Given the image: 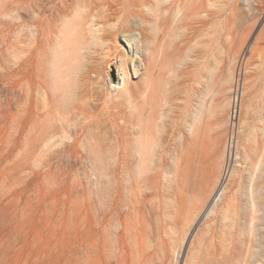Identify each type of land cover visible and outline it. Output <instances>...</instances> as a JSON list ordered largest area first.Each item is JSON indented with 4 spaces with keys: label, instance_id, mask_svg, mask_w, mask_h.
<instances>
[{
    "label": "rangeland",
    "instance_id": "1",
    "mask_svg": "<svg viewBox=\"0 0 264 264\" xmlns=\"http://www.w3.org/2000/svg\"><path fill=\"white\" fill-rule=\"evenodd\" d=\"M85 1L0 0V264H264V229L257 230L264 228V165L253 181L260 193L254 233L244 166L264 157V0H196L192 79L176 87V111L182 118L191 93L192 116L205 111L183 176L192 180L198 162L223 154L232 135L244 163L213 209L197 195L183 197L170 158L181 149L177 138L140 177L137 162L127 161L129 143L121 168L111 161L120 146L110 121L92 131L97 141L62 126L74 128L76 114L53 39L72 29ZM64 46H72L69 38ZM112 68L117 81L118 65ZM248 105V128L238 132ZM50 130L58 142L46 148ZM92 228L98 249L83 250L82 233Z\"/></svg>",
    "mask_w": 264,
    "mask_h": 264
},
{
    "label": "bare ground",
    "instance_id": "2",
    "mask_svg": "<svg viewBox=\"0 0 264 264\" xmlns=\"http://www.w3.org/2000/svg\"><path fill=\"white\" fill-rule=\"evenodd\" d=\"M197 4L196 0H88L72 29L57 32L53 44L65 59L62 72L67 79L63 83L68 88L67 102L74 105L76 114L74 128L62 122L66 131L82 135L91 132L90 138L97 141L92 131L99 129L102 122L110 121L115 131L114 143L120 146L118 154L110 157L111 161L117 169L121 168L126 159L124 149H129V143L132 149L127 152V161L137 162L140 177L147 165L153 168L159 160L167 158L162 150L177 138L181 149L170 158L175 162L183 197L190 202L197 195L201 204L213 209L224 198L232 175L244 163L239 160L241 155L236 153L237 143L232 135L223 154L208 158L205 164L198 162L192 169V180L189 175L183 176L186 161L192 159L193 137L205 111L200 106L192 116V93L191 104L185 106L182 118L176 111L181 107L176 103V87L192 79V32L197 24ZM67 38L72 46L66 49ZM240 62L237 60L238 65ZM113 64L118 65L117 81ZM231 91L235 92V98H230L234 117L237 88L232 87ZM251 112L250 105L244 106L238 132L248 128ZM57 135L55 130L48 131L46 148L57 144ZM253 137L250 134L248 147ZM247 146H243L245 150ZM234 150L236 162L232 167L230 159ZM74 156L78 157V152ZM261 165L264 157L258 162L245 159L251 180L248 198L251 233L256 231L260 195L254 190L253 181ZM130 168L135 175L134 167ZM262 229L260 224L257 230ZM88 230L82 233L83 250L90 243L98 249L99 229Z\"/></svg>",
    "mask_w": 264,
    "mask_h": 264
}]
</instances>
